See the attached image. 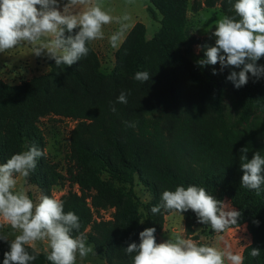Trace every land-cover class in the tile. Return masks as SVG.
<instances>
[{"label": "trees", "instance_id": "obj_1", "mask_svg": "<svg viewBox=\"0 0 264 264\" xmlns=\"http://www.w3.org/2000/svg\"><path fill=\"white\" fill-rule=\"evenodd\" d=\"M148 1L151 18L160 16L159 30L147 40L144 24L136 23L115 52L109 74L100 72L98 56L88 43V56L71 67H57L49 59L45 75L19 85L0 80V164L33 143L45 152L40 120L51 115L69 118L76 122L70 150L77 170L71 179L80 195L61 198L64 212L80 219L79 232L73 236L90 227L87 240L106 264H132L124 248L131 242L139 244V233L146 228L156 229L158 243L164 217L175 211L162 209L153 215L151 207L160 203L164 190L189 185L204 187L241 213L237 223L225 229L245 225L251 242L242 250L243 264H264V185L260 195L242 188L240 169V149L249 148L248 160L255 152L264 156V138L239 137L227 126L222 108L227 94L238 124L264 116V77L249 74L248 83L236 89L227 76L240 69L220 71L219 64L201 67L191 61L188 13L198 12L200 0ZM218 2L224 16L235 15V0H203L207 8ZM215 39L211 33L198 45L214 46ZM203 58L201 47L198 60ZM257 64L264 65V57ZM137 71H148L150 80H135ZM129 90L128 103H117L121 91ZM62 179L45 154L26 181L41 196L52 197V187ZM140 187L150 195L146 202L137 196ZM91 207L114 209L112 221H93ZM179 214L187 236L194 237L195 226L205 227L191 210ZM25 247L37 256L30 264H51L46 253ZM253 248L260 250L259 256L250 255ZM9 250L10 244L0 240V264Z\"/></svg>", "mask_w": 264, "mask_h": 264}, {"label": "clouds", "instance_id": "obj_2", "mask_svg": "<svg viewBox=\"0 0 264 264\" xmlns=\"http://www.w3.org/2000/svg\"><path fill=\"white\" fill-rule=\"evenodd\" d=\"M232 7L234 16L226 15L216 21L212 33L215 45L198 46L204 49V58L196 63L201 67L219 64L220 71L240 69L227 76V80L239 89L248 83L249 74L257 79L264 77V65L257 64L264 57V0H235ZM129 20L127 14L113 16L110 10L103 8L100 0H68L62 11L59 0H0V53L27 46L38 57L47 55L57 67H71L88 56V43L103 39V26L113 22L119 24V28L110 35L109 43L112 48L119 49L126 38ZM216 74L214 68L213 75ZM150 78L148 71H137L134 76L142 83ZM129 95L130 90L121 91L117 103L127 104ZM111 110L116 112L114 106ZM125 123L128 127L136 126L135 122ZM248 151V147L240 149L241 187L260 195L264 185L261 174L264 156L255 152L248 160ZM44 155L45 152L33 143L0 164V226L6 223L20 233L10 241L3 264H30L36 260L37 256L29 254L25 247L36 242L46 243V259L51 264H76L77 255L84 259L95 254L83 233L73 236L74 231L79 232L80 219L71 211L64 212L62 200L42 195L39 203H34L23 190H16L17 175L28 178ZM162 209L179 213L191 210L199 223L210 225L215 232L236 224L241 215L235 209H226V204L215 199L204 187L195 185L164 190L160 203L150 211L156 215ZM155 232L154 227L144 229L139 233V244L131 242L124 248L132 257V264H225V261L243 264L240 254L197 244L180 236L157 243ZM0 240L8 241L6 236H0ZM250 255L257 257L260 250L253 248Z\"/></svg>", "mask_w": 264, "mask_h": 264}, {"label": "rangeland", "instance_id": "obj_3", "mask_svg": "<svg viewBox=\"0 0 264 264\" xmlns=\"http://www.w3.org/2000/svg\"><path fill=\"white\" fill-rule=\"evenodd\" d=\"M68 0H59L60 10H63V3H67ZM104 9L115 5V10L121 14L123 7L134 8L136 11V19L144 24L146 28V39L150 40L154 34L159 30V19L154 20L147 12V7L151 6L148 0H100ZM201 8L197 13H188L189 18V39L192 48L191 61L196 63L199 59V52L201 48H198V42L208 37L213 33L216 25V21L222 18L224 15L220 12L219 2L214 8H207L203 4V0H200ZM128 23V22H127ZM126 32V36L130 29ZM113 25L119 26L113 22ZM113 28V27H112ZM119 28V27H117ZM125 40V39H124ZM100 39L89 42V44L96 55L98 56L100 63V72L107 75L111 72L114 66V55L117 49L111 47L109 43V37L103 40L99 44ZM31 49L27 46L16 48L8 51L7 55L0 54V80L9 85H19L20 83L31 80L34 77L42 76L48 73V60L47 55L34 56L30 53ZM22 53V55L20 54ZM15 56V57H14ZM19 61H15V60ZM197 65V63H196ZM223 115L228 127L234 133H237L239 137L246 140L254 136L257 138H264V116L258 115L251 119L248 124L237 123V111L232 105V99L229 95H225L222 101ZM75 121L59 117L49 116L41 119L39 122V128L41 129L45 138V154L49 162L54 164L57 172L63 177L61 182L51 189V195L53 198L61 200L63 196L68 193L80 195V190L77 184H75L71 175L77 170V166L72 157L70 150V137L75 127ZM17 187L16 190H23L28 196L31 197L34 203H39L41 193L39 189L29 183L23 177L17 175ZM137 196L142 202H146L150 199V195L144 189L137 188ZM87 196H89L87 194ZM90 197L87 199V204L91 203ZM226 204V209L231 210V206L227 201H223ZM93 221H112L114 209L111 208H93L91 207ZM245 226V225H244ZM243 227V226H241ZM90 232V227L86 228L83 234L87 238V234ZM20 234L18 230H13L8 224L4 223L0 226V236H6L9 244L10 241ZM180 236L185 239H192L196 243H201L209 246H213L218 250L228 252L231 251L235 254L242 253L244 246L250 244L251 237L247 231V227L237 228L229 231L224 229L221 232H215L211 229L210 225L205 227L195 226L194 237H189L185 233L184 221L182 216L178 212H173L164 217V225L162 232L158 236V243L165 242L169 239H175ZM198 238V240H195ZM5 241V240H4ZM87 245L94 246L87 240ZM35 249L37 252L46 253L47 245L44 242H36L35 245H26ZM50 251V249H48ZM95 254H89L86 258L81 259L77 255L76 264H106V262L100 257L94 248ZM47 254V253H46ZM225 264L230 262L225 261Z\"/></svg>", "mask_w": 264, "mask_h": 264}, {"label": "crops", "instance_id": "obj_4", "mask_svg": "<svg viewBox=\"0 0 264 264\" xmlns=\"http://www.w3.org/2000/svg\"><path fill=\"white\" fill-rule=\"evenodd\" d=\"M65 3H63V6H64ZM39 7V6H37ZM115 5L113 4V6H110L108 7L107 9L105 10H110L111 14L113 16H123L125 14H127L129 17H130V20L127 21L128 23H130V29L129 31L132 29V27L136 24V23H140L139 22V19L137 20L136 19V11L134 10V8H128V7H123V10L121 12V14H119L116 10H115ZM119 25V24H118ZM113 27V28H112ZM119 26H116V25H113V23L111 24H108V25H105L103 26V32H104V38L103 39H100L99 41V44L102 46L103 43H101L103 40L105 41V39H107L108 37H110V35L115 32ZM128 31V32H129ZM91 46V45H90ZM92 47V46H91ZM93 48V47H92ZM8 53H11V52H5V53H0L2 55H7ZM30 53L32 54V52L30 51ZM22 55V53H20ZM34 55V54H33ZM36 57V55H34ZM15 57V56H14ZM15 61H19V60H15ZM172 213L169 214V216L171 215ZM243 227H246L243 225ZM243 227H238V228H243ZM237 229V228H236ZM229 231L231 230H235V229H228ZM249 245V244H248ZM247 246V245H246ZM244 246V248L246 247ZM243 248V249H244Z\"/></svg>", "mask_w": 264, "mask_h": 264}]
</instances>
